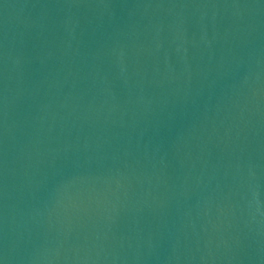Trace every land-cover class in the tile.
<instances>
[{
    "label": "water",
    "instance_id": "95a60500",
    "mask_svg": "<svg viewBox=\"0 0 264 264\" xmlns=\"http://www.w3.org/2000/svg\"><path fill=\"white\" fill-rule=\"evenodd\" d=\"M0 264H264V0H0Z\"/></svg>",
    "mask_w": 264,
    "mask_h": 264
}]
</instances>
